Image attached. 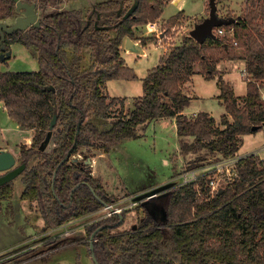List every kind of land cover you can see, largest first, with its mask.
I'll use <instances>...</instances> for the list:
<instances>
[{"label":"trees","instance_id":"16d2710c","mask_svg":"<svg viewBox=\"0 0 264 264\" xmlns=\"http://www.w3.org/2000/svg\"><path fill=\"white\" fill-rule=\"evenodd\" d=\"M24 1L39 2L44 10L41 23L7 35L5 50L1 47L0 33V61L11 58L10 46L16 41L37 50L40 68L29 72L0 70V101L21 129L35 130L32 144L21 145L18 160L27 163L22 174L25 184L22 198L36 200L45 232L117 201L99 177L70 161L82 146L107 152L125 139L139 138L140 125L171 117L176 120L182 152H202L188 167L195 169L207 159V154L217 152L226 159L237 157L243 136L263 128L260 83L264 81V23L260 20L264 19V0H247L244 17L227 16L217 26L233 29L232 39L209 34L199 42L192 35L183 37L148 71L143 79L144 94L136 97L130 113L104 130L87 121L89 100L95 101L99 116L109 115L112 101L103 93L107 81L137 79L122 54L124 38L136 39L138 25L155 22L171 0H138L129 17L123 13L119 20L112 21L116 27L114 37L107 34L106 27H101L103 24H91L79 10L46 11L48 6H58L63 0ZM120 5V0H106L95 8L112 11ZM15 7V0H0V21L11 17ZM179 15L171 18L170 26ZM141 40L142 44L147 41ZM133 45L129 46L132 50ZM238 47L244 49L243 59L250 78L246 96L239 98L230 82L218 76V96L226 110L221 118L224 127L206 111L194 116L183 114L192 100L185 85L192 80L196 65L200 64V72L207 79L215 78L219 75L218 63L237 58ZM69 49L75 53L73 60L69 59ZM84 49L91 50L98 64L82 71L77 56ZM55 114L57 123L50 128ZM53 129H57L55 147L51 152L43 151L41 146ZM72 147L69 158L61 164ZM37 154L38 162L30 166ZM236 167L238 174L214 193L211 173L164 190L168 196L163 203V218H157L142 202L145 218L135 229L112 232L125 221L126 208L90 222L85 227L86 242L94 253V264H264V160L250 153L239 157ZM13 196L12 181L0 186V199ZM121 215L123 221L119 222ZM54 240L46 242L52 245L47 251L59 248Z\"/></svg>","mask_w":264,"mask_h":264},{"label":"rangeland","instance_id":"374dc122","mask_svg":"<svg viewBox=\"0 0 264 264\" xmlns=\"http://www.w3.org/2000/svg\"><path fill=\"white\" fill-rule=\"evenodd\" d=\"M101 1L106 0H63L60 9L65 10L75 7L74 9H79L91 24L95 22L99 25L106 23L104 25H109V28H105L108 32L107 34L110 37H114L116 35V27L112 21L119 20L121 13L128 12L137 0H120L121 5L118 11H99L95 6L101 3ZM180 1L182 3L181 10L185 9L186 13L190 16H194H184V12L179 10V5L170 2L165 6L163 17L169 18L173 16V14L178 13V11L183 14L180 16V13H178L179 17L171 26V19L167 21L162 19L161 21L159 20L155 28L147 25L149 23L138 25L139 27L136 30L137 38L134 39V41H139L142 44L141 39L147 40L146 43L143 44L144 50H141L139 45L140 49L138 51H142L144 54H140V52L136 50L134 51V48L132 50L129 47L130 44L127 49V45H125L126 37L124 38L123 46H121L122 54L125 62L135 70L137 79L107 81L106 85L103 87V93L107 95L109 102L112 101L109 115L107 117L99 116L95 109V101L89 100L87 104V121L95 123L99 129L104 130V128L110 127L119 117L127 116L134 107L136 97L144 94L143 79L150 69L160 63L159 59L161 55L167 53L174 45L180 44L183 37L191 35V31L199 25L198 22H200L201 19H206L211 15L213 6L209 0L207 1V6L206 0ZM244 1L245 0H234L233 4L230 5L229 0H217V3L214 5L216 6L218 17L224 16L227 18L230 14L233 16L242 15L246 7ZM36 10L41 16L42 10H40L39 7H37ZM15 11L16 12L13 13L11 17L5 20L9 24H12L15 18L21 14V11H17L16 9ZM109 20L111 22H107ZM262 21L263 19L260 20V22ZM217 29L218 27H214L212 29V34H214ZM11 53L12 56L10 59L0 61L1 71L14 70L29 72L40 68L37 50H35L33 46L28 48L16 42L13 44V47H11ZM237 53L240 58L223 59L224 61H220L217 67L219 70V75H217V77L206 79L200 73H195L193 75L191 83L188 82L185 86L186 94L192 97L190 104L186 107L187 112L206 111L218 119L217 124L220 127H224L221 118L226 114V110L222 100L218 96L220 94L218 76H222L226 81L230 82L235 91V95L239 98L246 96L247 82L250 78V74L246 70L245 59L242 57L243 48L238 47ZM74 54L73 50L69 49V59L73 60L75 57ZM241 58L242 60H240ZM77 60L79 61L78 63H80L82 71L91 69L93 64H98L90 49H84V51L77 56ZM82 81L84 83L87 82L86 77ZM260 85V94L264 101V81H262ZM239 102L241 104L242 100ZM34 133V129H21L17 125V122L10 118L8 111L0 102L1 144H6L9 148L8 150L16 154L19 158L21 156V145L25 144L26 146H30L33 141ZM56 133L57 129H53L48 139L45 140L46 142L41 146L43 151L51 152L53 150L57 138ZM138 133L141 135L139 138L125 139L122 143L112 146L107 152L82 146L70 159L71 162L83 166L85 169H88V171H91L94 176L99 177L104 187L107 188L109 193L117 200L115 203L128 209L125 221L122 225L112 230L114 233L125 232V230L132 228L135 229L143 224L146 213L145 207L142 206V202H144L151 212H154L155 205L158 206L155 215L157 218H163L165 215L163 203L166 202L168 195L157 197L152 193L156 190L160 191L161 189L163 193L166 187L172 188L171 186L176 185L178 182H186L191 173L196 172L198 175L211 173V178L216 179L218 188L225 186L229 179L226 172L227 167L222 169L220 166L225 164L226 161H230V159L224 158L217 152L207 154V159L203 161L202 164L195 167V169L188 168L202 152L188 154L182 152L180 149L179 135L176 131L175 119L171 117L155 119L147 125H140L138 127ZM262 147H264V126L255 133H248V135L243 136L237 158L247 156L250 153H257L260 159H264V150ZM203 152L205 153L206 151ZM234 159H236V157ZM38 160L39 154L35 155L29 165L33 166ZM18 162L21 161L18 160ZM216 165L220 168H217ZM21 186L20 179H18V184L15 186V190H17L18 193L21 191ZM146 200H149V204H146ZM26 205V203L23 204L24 209L21 213L22 217H19L21 224L15 221L14 223L15 225L20 224V226L23 227L22 223H24V217L27 216L28 219L32 220V223L26 226V231L34 237L28 239V242L18 243V245L12 249L4 251L18 250L19 248L21 249L27 246L25 251H21L12 258H4L0 261V264H94L90 245L88 246L86 242L87 232L85 227L92 219L104 215V209L89 214V216L79 218L75 223H68V225L71 224V226H69L70 228H75L73 229L74 232L60 242L71 240L72 242H69V244L62 243L59 247L66 249L73 245L78 246L72 249H62L60 250L62 252H57L53 255L52 253L54 251H47L52 245H42V242L53 238L57 233L55 231H41L44 227V220L40 213L38 215V208H36L37 216L34 212L28 215V208H26ZM8 206H12V204L2 203L0 201V208H8ZM6 216L12 219L8 213ZM1 225H3L2 221H0V226ZM60 228L64 227L61 226ZM33 240L34 243L32 244ZM81 241H83V243ZM60 242H58L57 245H59ZM25 243L28 244L26 245ZM33 245L38 246H36V248H30ZM77 249L80 250L81 254L84 252L81 261H77L75 258Z\"/></svg>","mask_w":264,"mask_h":264},{"label":"crops","instance_id":"0c3cea01","mask_svg":"<svg viewBox=\"0 0 264 264\" xmlns=\"http://www.w3.org/2000/svg\"><path fill=\"white\" fill-rule=\"evenodd\" d=\"M207 1L208 0H206V6H207ZM210 2H211V4H212V2H213V4H216L217 3V0H209ZM233 1L234 0H229V4L230 5H232L233 4ZM171 3H174V4H178L179 6V10L180 11H183L184 12V16L185 15H187V16H190L188 13H186V11H185V9H183V10H181L182 9V3H181V1L180 0H172V1H170ZM169 2V3H170ZM168 3V4H169ZM244 4H246V7H245V10H244V13L242 14V15H240V16H233V15H229V17L230 18H234V19H236V18H238V17H244V15H245V12H246V10H247V7H248V5H247V0H245L244 1ZM166 6V5H165ZM164 6V7H165ZM73 8H75V7H73ZM166 8V7H165ZM165 8H164V11H165ZM212 8V7H211ZM164 11H163V13H164ZM180 11H178V13H180ZM163 13H162V15L157 19V21H155V23H149V24H147V25H150L152 28H155L156 27V23H158V21L160 20L161 21V19L162 20H165V21H167V20H169V19H171V18H173V16H175V15H177L178 13H175V14H173V16H171V17H169V18H165V17H163ZM183 15V14H182ZM191 16H194V15H191ZM190 16V17H191ZM220 18H222V19H227L226 17H220ZM204 20V19H203ZM199 23V22H198ZM261 23H264V19H263V21L261 22ZM225 35H226V37H228V38H233L234 37V31H233V29H230V30H225ZM128 38H130V37H126V41H125V45H127L126 47H127V49H128V45L130 44H134L135 45V49H134V51L136 50V51H138L140 48H139V45H140V47H141V50H144V48H143V44H141L139 41L138 42H135L134 41V39H131V42H128ZM140 40V39H139ZM14 43H16V41L14 42ZM14 43H12V46H10V47H13V44ZM235 43H236V41H235ZM123 44V43H122ZM133 45V46H134ZM123 46V45H122ZM134 48V47H133ZM239 51V50H238ZM138 52H140V54H144V53H142V51H138ZM239 53H240V51H239ZM245 54V52H244V49H243V54L242 55H244ZM144 56H146V55H144ZM162 56V55H161ZM237 58H240V56L238 55V53H237ZM243 57V56H242ZM229 60V59H228ZM228 60H226V61H228ZM240 60H242V58L240 59ZM221 61H224V60H221ZM220 64V62L218 63V65ZM199 65V66H198ZM154 68V67H153ZM200 70H201V66H200V64H197L196 65V72L195 73H200L204 78H206L205 77V75H203L201 72H200ZM194 73V74H195ZM193 74V75H194ZM193 75H192V77H193ZM193 79V78H192ZM207 79V78H206ZM192 81V80H191ZM191 81H190V83H191ZM186 85H187V83H186ZM185 85V86H186ZM3 105H4V102L3 101H0ZM4 107H5V105H4ZM5 109L7 110V108L5 107ZM197 112H199V111H193V113H191V112H187L186 111V108L182 111V113L183 114H187V115H189V116H194ZM173 119H175V118H173ZM218 120V119H217ZM18 125V124H17ZM0 149H5V150H8L9 148L6 146V144H1L0 143ZM18 157V156H17ZM1 174V173H0ZM18 179H20V183H21V191L18 193L17 192V190H15V186H16V184H18ZM13 182V190H14V196L11 198V199H0V201L3 203V202H5V203H11L12 204V206H8V208H6V207H1L0 208V221H2L3 222V225H1L0 226V252L2 251V252H4V251H6V250H9V249H12L13 247H15V246H17L18 245V243H21V242H28L27 240L28 239H31V238H33L34 236H32V235H30V234H28L27 233V231H26V226H28L30 223H32V220L31 219H28V217L27 216H25L24 217V219L25 220H23V222L24 223H22V225H23V227L22 226H20V224H21V222H20V216L22 217V215H21V213H22V211H23V204H27L26 205V208H28L27 209V214L29 215L30 213H32V212H34L35 213V215L37 214V210H36V208H38L37 207V205H36V200H34V201H31V200H27V199H23L22 198V194H23V192H24V189H25V184L23 183V180H22V175L20 176V178H19V176L18 177H16V179L15 180H13L12 181ZM6 205V204H5ZM7 206V205H6ZM11 207V208H10ZM6 210H7V212H6ZM7 213H8V215H10V217H12V219L11 218H8L6 215H7ZM39 213H40V211H39V208H38V215H39ZM20 214V215H19ZM41 214V213H40ZM37 216V215H36ZM14 221L15 222H18V223H20V224H17V225H15V223H14ZM71 223H73V222H71ZM69 225H71V224H69ZM41 231H43V232H45L43 229L41 230ZM53 232V231H55V229H53V230H49V231H47V232ZM36 235H38V234H36ZM35 235V236H36ZM63 240H65L64 238H62V237H60V238H56L54 241H53V243H56V244H58V242H60V241H63ZM33 243H34V240H33ZM62 243H66V244H69L68 242H60L59 243V245L60 244H62ZM83 243V242H82ZM26 245L28 244V243H25ZM76 246H78V245H73V246H71V247H67L66 249H72V248H75ZM62 249H64L63 247H59V248H57V250L56 251H54L52 254L54 255V253H57V252H62V251H60V250H62ZM66 249H64V250H66ZM1 252V253H2ZM84 253V252H83ZM83 253L81 254L80 253V250L79 249H77V254H76V256H75V258H76V260L77 261H81V258L83 257ZM51 255V254H50ZM52 255V256H53ZM62 255V254H61ZM51 256V257H52ZM7 264H11V263H7ZM57 264H59V263H57Z\"/></svg>","mask_w":264,"mask_h":264},{"label":"water","instance_id":"95a60500","mask_svg":"<svg viewBox=\"0 0 264 264\" xmlns=\"http://www.w3.org/2000/svg\"><path fill=\"white\" fill-rule=\"evenodd\" d=\"M15 1H16L15 9L18 11H21L22 14L18 15L15 18V20L12 22V24H9L7 21H0L1 47L4 50L6 49L4 41L7 35H11L13 32L17 30H28L30 26L40 25V17H39L38 11L35 9L36 4L34 2H30V1L28 2L24 0H15ZM137 4H138V0L130 8V10L125 13L124 17H129L135 11ZM212 6H213V9H212L211 15L208 18L204 19L203 21L199 22L198 23L199 25L191 31V35L199 42H202L206 36H209V34H212V29L214 27H217L221 25L223 22H225L224 19L218 17L216 13V6L213 4V2H212ZM128 42H131L130 38H128ZM9 56H10V53H8L7 57ZM57 119H58L57 114H55L53 116L50 128H54L55 124L57 123ZM80 126H81V121L78 123L77 132H79ZM73 147L69 150L68 154L62 160L61 164L64 163L69 158ZM26 168H27V163L18 162V157L16 156V154L11 153L9 150L0 149V173H1L0 174V186L5 183L15 180L16 177L18 176H21L24 173ZM166 189L168 188L166 187ZM161 190L160 191L156 190L152 194L155 196L158 195V197L168 194V192L162 193ZM145 202L146 204H149L148 203L149 200H146ZM154 207H155V210L153 213L155 214L156 211L158 210V206L155 205ZM122 221H123V216L121 215L119 222H122ZM90 242H91V248L93 249L94 248L93 237L90 239ZM92 259L96 261L94 253H92Z\"/></svg>","mask_w":264,"mask_h":264},{"label":"built area","instance_id":"2783aa9c","mask_svg":"<svg viewBox=\"0 0 264 264\" xmlns=\"http://www.w3.org/2000/svg\"><path fill=\"white\" fill-rule=\"evenodd\" d=\"M213 35H222L223 36V35H225V30L221 29V28H218L217 31ZM236 43H237V41H236ZM262 148L264 150V147H262ZM255 154H257V153H255ZM234 158L235 157L229 158L230 161H226L225 164L220 166L222 169L227 167L226 172H227V174L229 176V179H231L233 176L238 174V170H237V167H236V162H237V160L239 158H237V157H236V159H234ZM216 166H217V168H220L218 165H216ZM198 176L199 175L196 174V172L195 173H191L189 175L188 179L186 180V182L193 181ZM210 185L212 186V193H214L218 189V186L216 185V179L215 178L212 179V181L210 182ZM103 209L105 211L104 215H102L101 217H97V218L92 219L91 221L88 222V224L90 222L97 221V220H100L102 218H106L107 216H110V215H112L114 213H120L121 211L124 210V207H121V206H119V204H116V203H111V204L106 205V207L103 208ZM76 221L77 220L71 221V222L75 223ZM69 226H71V225L66 224V225L62 226L64 228H60V227L55 228V232L57 234L55 236H53V238L42 242L43 243L42 245H45L46 242L52 241L53 239H56V238H60V237L65 238L67 236H70L74 232L73 229H75V228H72V227L70 228ZM32 244H33V241H32ZM36 246H38V245H36ZM36 246L33 245L30 248H33V247L36 248ZM26 247L24 246L21 249L19 248L18 250H10L8 252L0 253V254H2V255H0V261L3 260L4 258H12V257L18 255V253H20L21 251H25Z\"/></svg>","mask_w":264,"mask_h":264},{"label":"flooded vegetation","instance_id":"af4514ba","mask_svg":"<svg viewBox=\"0 0 264 264\" xmlns=\"http://www.w3.org/2000/svg\"><path fill=\"white\" fill-rule=\"evenodd\" d=\"M33 2L36 4L35 9H36L37 7L40 8V4H39V2H35V1H33ZM62 4H63V2L60 3L58 6H53V5H52V6H48L47 9H46V11H47V10H48V11H50V10H58V11H65V10H68V9H65V10L60 9V8H61L60 6H61ZM49 7H50L51 9H50ZM69 9H74V8H69ZM40 10H42V9L40 8ZM76 10H79V9H76ZM118 10H119V9H118ZM118 10H117V11H118ZM17 11H18V10H17ZM43 12H44V10H42V15H41V16L39 15V17H40V23H41V19H42V16H43ZM21 14H22V12H21ZM38 14H39V13H38ZM122 14H123V13H121V16H122ZM95 24H97V23L95 22ZM108 26H109V25H104V24H103L101 27L109 28Z\"/></svg>","mask_w":264,"mask_h":264}]
</instances>
